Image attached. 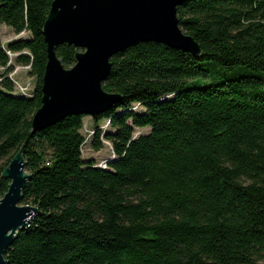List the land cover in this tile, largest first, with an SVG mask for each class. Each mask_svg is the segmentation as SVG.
I'll return each mask as SVG.
<instances>
[{
	"label": "trees",
	"instance_id": "obj_1",
	"mask_svg": "<svg viewBox=\"0 0 264 264\" xmlns=\"http://www.w3.org/2000/svg\"><path fill=\"white\" fill-rule=\"evenodd\" d=\"M51 2L0 0V26L30 35L0 38V198L21 150V204L36 208L5 264H264V0H184L176 15L198 58L145 42L110 59L102 88L121 99L91 117L110 127L91 140L111 144L106 168L82 157L84 115L31 132ZM77 51L56 54L70 68ZM9 52L35 77L29 97L15 93Z\"/></svg>",
	"mask_w": 264,
	"mask_h": 264
},
{
	"label": "water",
	"instance_id": "obj_2",
	"mask_svg": "<svg viewBox=\"0 0 264 264\" xmlns=\"http://www.w3.org/2000/svg\"><path fill=\"white\" fill-rule=\"evenodd\" d=\"M184 0H52L42 34L47 62L42 78L41 105L31 132L48 128L70 115L97 116L121 97L102 88L111 70L110 59L139 43L157 42L198 58L201 50L183 32L176 15ZM78 49L75 64L65 68L58 46ZM23 96V95H20ZM22 151L2 171L9 179L0 198V264L18 231L28 227L36 208L21 204L30 175Z\"/></svg>",
	"mask_w": 264,
	"mask_h": 264
},
{
	"label": "rangeland",
	"instance_id": "obj_3",
	"mask_svg": "<svg viewBox=\"0 0 264 264\" xmlns=\"http://www.w3.org/2000/svg\"><path fill=\"white\" fill-rule=\"evenodd\" d=\"M29 37L30 35L28 32H22L19 35H16L10 28L6 27V25L0 26V38L4 48H7V45L12 41L18 39H26ZM8 54L10 57V64L11 66H13V69L11 70V72H9L8 77L14 82L15 93L16 94L20 93L19 92L20 87H22L23 90L24 88L26 90L34 89L35 77L31 76L29 70L23 67V65L15 63V58L19 53L9 52ZM3 72H4V68H0V74ZM137 110H141V108L138 107ZM95 127L101 128L102 131L110 130L108 121L106 119L101 120L99 124L95 126L91 117L85 116L83 118V127L81 130V133L85 138V144L82 147V157L84 160L87 161L93 160L95 166L106 168L107 163L109 161H112L115 156L113 154L111 144L105 139H101L102 148L99 151L93 150V148L91 147V140L93 137V132ZM149 129L150 128L148 127L136 128L134 132V137H137L140 134L147 133Z\"/></svg>",
	"mask_w": 264,
	"mask_h": 264
},
{
	"label": "built area",
	"instance_id": "obj_4",
	"mask_svg": "<svg viewBox=\"0 0 264 264\" xmlns=\"http://www.w3.org/2000/svg\"><path fill=\"white\" fill-rule=\"evenodd\" d=\"M23 67H25L26 69H28L29 70V66H23ZM32 91H33V89H31V90H26L25 88H24V90L22 89V87H20V89H19V94L20 95H23V96H25V97H29V96H31V94H32ZM18 94V93H17ZM29 226V225H28Z\"/></svg>",
	"mask_w": 264,
	"mask_h": 264
}]
</instances>
